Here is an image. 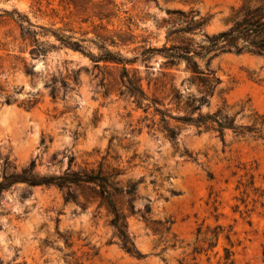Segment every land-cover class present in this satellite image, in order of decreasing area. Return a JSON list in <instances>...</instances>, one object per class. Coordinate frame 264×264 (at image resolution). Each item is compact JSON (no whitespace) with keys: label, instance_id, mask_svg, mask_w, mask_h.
Instances as JSON below:
<instances>
[{"label":"rangeland","instance_id":"374dc122","mask_svg":"<svg viewBox=\"0 0 264 264\" xmlns=\"http://www.w3.org/2000/svg\"><path fill=\"white\" fill-rule=\"evenodd\" d=\"M66 1L0 0V179L6 156L19 171L35 161L40 176L104 162L124 172L123 185L137 183L135 209L149 204L152 221L123 206L139 258L119 245L98 200L84 208L65 203L56 185L16 183L0 196L2 264H264V58L229 52L212 60L221 83L200 112L233 116L237 132L199 133L170 119L180 127L176 149L147 126L159 115L120 95L121 65L95 63L59 40L84 39L94 55L138 56L128 67L137 69L144 89L173 115H184L188 96L199 95L186 63L166 67L162 54L142 61V49L172 44L168 32L185 25L179 11L208 19L202 32L184 35L205 43L204 33L232 26L243 1L113 0L116 7L108 0ZM97 34L117 43L103 50ZM37 43L45 54L32 53ZM197 61L204 69L207 57Z\"/></svg>","mask_w":264,"mask_h":264},{"label":"trees","instance_id":"16d2710c","mask_svg":"<svg viewBox=\"0 0 264 264\" xmlns=\"http://www.w3.org/2000/svg\"><path fill=\"white\" fill-rule=\"evenodd\" d=\"M242 1L243 4L236 11L232 19V26L228 30L214 35L204 33L205 43H196L193 39L184 38V35L193 34L197 31L202 32L208 19L199 16V13L194 10L189 12L179 11L184 18L182 22L185 25L168 32L167 40L171 38L172 44L169 46L164 45L161 48L146 45L142 49L140 53L142 61L149 60L154 54H162L166 58L164 63L166 67H176L180 61L186 63L187 69L192 74L191 80L198 87L199 95L188 96L185 105L182 107L185 109L184 115H173L172 108L167 107L162 99L154 94L150 95L144 89L142 77L138 75L137 69L128 67V65L137 61L138 56L126 58L120 53L109 50L104 51L100 55H94L83 46L84 39L70 40L69 37L64 38L62 36L59 40L62 45L88 55L95 63L105 62L121 65L119 83L123 89L120 88V95L132 99L137 108H142L144 112L148 113L152 110L154 116L159 115V122L152 120V123H149L147 126L154 132L160 130L171 141L172 145L178 149L180 127L171 126L169 123L170 119L178 120L183 124L194 125L199 133L209 130L219 131L223 137L226 129H233L237 132L238 126L235 125V118L233 116L223 113L221 110L205 115L200 111L203 105L209 104L210 98L221 83L215 70L211 68V62L215 57L229 52H249L264 58V0ZM66 4L76 6V3L72 0L66 1ZM106 5L117 6L113 0H108ZM113 12L111 10L107 14H102L99 19L109 18L114 14ZM96 38L100 42L99 47L103 50H105L107 42H111L112 44L117 43L114 37L111 36L107 37L97 34ZM120 38L122 41H125L122 35ZM45 52H47V49L38 43L32 50V53L36 55L45 54ZM206 57L205 68L201 69L197 58L204 59ZM78 78L79 74H76L74 80L78 82ZM151 81V79H148L149 88ZM172 91L174 92V98L180 102L181 96L173 86ZM53 98H56L55 93H53ZM6 102H11V98L7 97ZM180 108L177 107V109ZM195 112H198L197 116H194ZM189 157L192 158L191 155ZM2 159L0 196L4 191L12 189L16 183L21 182L26 183L30 187L56 185L63 192L65 203L73 201L81 204L84 208L98 200V208L105 207L110 215V224L114 229V236L118 238L119 245L127 253L139 258L143 257L135 247L133 235L128 227V214L124 212L123 206H127L130 214H139L147 222L152 221L150 217L151 206L146 204L142 210L135 209V199L138 197L137 183L129 180L126 185H123V182L118 178L124 173L122 170L106 166L104 162H101L97 168L85 166L72 169V166H69L60 175L40 176L34 172L35 161H32L28 167H24L19 171L17 164L8 156ZM80 196H83L84 201L80 200ZM1 227L2 224H0ZM230 258L231 253L226 249V259L229 260ZM0 264H2L1 260Z\"/></svg>","mask_w":264,"mask_h":264}]
</instances>
